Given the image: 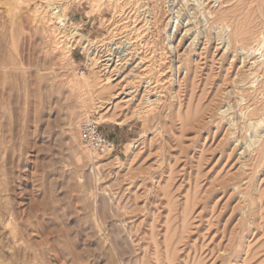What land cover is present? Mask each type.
Segmentation results:
<instances>
[{
    "label": "rangeland",
    "instance_id": "374dc122",
    "mask_svg": "<svg viewBox=\"0 0 264 264\" xmlns=\"http://www.w3.org/2000/svg\"><path fill=\"white\" fill-rule=\"evenodd\" d=\"M59 1L0 0V264H264V114L253 117L263 121L260 137L247 121L250 98L263 99L264 77L251 76L260 55H245L246 42L230 53L218 40L195 42L190 0H125L121 13L118 0ZM50 25L74 45L68 59L53 48ZM76 25L94 41L96 63L74 41ZM138 25L140 39L166 52L162 81L135 70ZM113 32L130 38L132 52L107 88L100 44ZM125 78L132 96L118 94ZM85 120L115 146L89 157Z\"/></svg>",
    "mask_w": 264,
    "mask_h": 264
},
{
    "label": "bare ground",
    "instance_id": "6f19581e",
    "mask_svg": "<svg viewBox=\"0 0 264 264\" xmlns=\"http://www.w3.org/2000/svg\"><path fill=\"white\" fill-rule=\"evenodd\" d=\"M52 0H49V2H51ZM55 0H53L54 2ZM59 1V0H57ZM94 2H96L99 6L102 5L101 3V0H93ZM137 1V0H136ZM168 1V0H167ZM189 1V0H188ZM216 2H218L219 0H215ZM238 1V4L236 3V7H231V8H225V10H213L211 8H208V6H205L203 5V3H199V2H196V0H193L189 3L191 7L190 10H193V13H192V16L190 17L191 19H193L194 21H196V24L197 26L200 25V27H198V30H196V35H195V38H194V41L196 42L195 39H198L197 42L200 41V37L204 38L205 39V47H208L207 48H211L213 43L215 41H219L218 45L217 46H222L221 49H225V52L226 53H230L231 49H233L234 47H236V43H241V42H246L245 44V47L244 45L243 46V51L245 52V55H256L254 53H257V55L259 54L260 57L257 59H255V61L253 62L252 66L255 64V68L253 69L252 71V74L251 76L252 77H260V76H263L264 77V0H237ZM48 2V3H49ZM125 0H118V6L116 7V11H123V6H124V3ZM174 2V1H173ZM210 2V0H209ZM221 3L224 4L223 1H220ZM55 3V2H54ZM178 3V2H177ZM182 4V2H180ZM179 3V4H180ZM220 3V4H221ZM225 3H228L225 2ZM38 4H39V1H38ZM178 4V5H179ZM184 4H186L184 2ZM66 5V4H65ZM68 5V4H67ZM155 5V4H153ZM207 5V4H206ZM227 5V4H226ZM157 6V5H156ZM175 6V5H174ZM181 6H184V5H181ZM224 6V5H223ZM222 6V7H223ZM35 10L34 11H39V8H40V5H37L35 6ZM155 7V6H154ZM172 7V6H171ZM179 7V6H178ZM229 7H230V4H229ZM134 8V7H133ZM149 8V7H147ZM158 8V7H157ZM182 8V7H180ZM184 8V7H183ZM219 8V7H218ZM52 9V8H51ZM54 9L56 10L55 11V14H57V18L59 20V24H61L62 26H65L67 24V21L69 20V17H68V14H67V6H64V5H61L60 1L58 4L55 5ZM126 9V8H125ZM155 9V8H154ZM152 9V10H154ZM53 10V9H52ZM100 10V9H99ZM149 10H151V8H149ZM178 10V9H177ZM187 10V9H186ZM127 11V10H126ZM170 11V10H169ZM180 11V10H179ZM151 12V11H150ZM155 12V11H154ZM153 12V13H154ZM158 12V11H157ZM181 12H182V9H181ZM191 12V11H190ZM121 13V12H120ZM156 13V12H155ZM154 13V14H155ZM159 13V12H158ZM157 13V15H158ZM152 14V13H151ZM153 14V15H154ZM176 14V13H175ZM178 14V12H177ZM123 15V14H122ZM126 15H130L129 13H127ZM126 15H124L123 17H125ZM156 15V14H155ZM136 15H133V19ZM121 17V15H120ZM122 17V18H123ZM127 17V16H126ZM137 17V16H136ZM135 17V18H136ZM177 17V16H175ZM263 17V19H262ZM51 18V17H50ZM129 18V17H128ZM156 18V17H155ZM49 19V18H48ZM126 19V18H124ZM190 19V20H191ZM51 20L52 19H49V22H47V25H49L48 23H51ZM54 20V19H53ZM140 20V19H139ZM157 19H155L156 21ZM172 20V19H171ZM192 20V21H193ZM129 21V20H128ZM135 21V20H134ZM133 21V23H134ZM137 21V20H136ZM177 21V20H176ZM126 22V21H124ZM141 22V21H140ZM145 23V21H142ZM141 22V23H142ZM189 22V21H188ZM138 23V21L136 22ZM135 23V24H136ZM124 24V23H123ZM126 24V23H125ZM189 24V23H188ZM193 24V22L191 23ZM52 25V24H51ZM50 25V26H51ZM120 25H122L120 23ZM141 25V24H140ZM190 25V24H189ZM194 25V24H193ZM194 25V26H195ZM117 26V25H115ZM135 26V25H134ZM139 26V25H138ZM118 27V26H117ZM116 27V29H117ZM125 28V25L123 26ZM122 27V28H123ZM145 28V25L143 26ZM177 28V27H176ZM134 29V28H133ZM135 33H132L134 34V37L133 39L135 40H138V44H136V47L132 50H134L133 52V58H135L137 60V65L135 66V70H137L140 74H148V73H152L153 71L155 72V75L157 77V82L159 81H162L164 78V76L167 77V73L165 74V72H167V66H165V61H166V52H158L156 50L158 49H155L154 46H153V42L150 40H146L144 38V40L140 39V35L143 36V30H142V26H139L138 28H135ZM193 29V28H192ZM126 30V28H125ZM145 30V29H144ZM52 31V32H51ZM51 31H48L51 32V37H50V40H52L51 38H53V48L54 49H59L61 50L60 52H62L63 54V60L65 59H68L69 56H71L72 54V49L74 48V45L73 46H69L66 42V39H65V35L60 32V29L57 28L56 26H51ZM111 31H114V28L113 30ZM116 31V30H115ZM119 31V29H118ZM120 31H123L122 29ZM166 31V30H165ZM190 31V30H188ZM214 31H216L215 35H214ZM195 32V31H194ZM120 33H123V32H120ZM126 33V31H125ZM145 33V32H144ZM193 33V32H192ZM46 34V33H45ZM117 33L116 32H113V35L110 36V39L107 40V41H104V43H101L100 44V50L102 49V55L100 56L101 59H99V66H100V72H104V79L103 81L101 82L103 86H108L107 88L111 87L109 86L111 84V82L114 79V76L115 75H120L119 72H121V69L122 67H120V65H123L126 60V57L132 52L130 50V44L132 43L130 41V38H126L124 41H123V35L121 34V37H122V41L119 40L116 36ZM72 35L75 36V42L78 43V44H81L83 43V48L86 49L89 53V59L91 61H93V63L95 62V59L96 57H94L95 55V49L97 50V47H95L94 49L92 47L93 44H94V41H91V39H87L85 37H83V35H81L80 33V26L76 25L74 27V29H72ZM126 35H128L126 33ZM145 35V34H144ZM166 35V34H165ZM48 36V35H46ZM49 37V36H48ZM76 37H80V38H76ZM108 37V36H107ZM115 37V38H114ZM131 37V36H130ZM140 37V38H139ZM194 37V36H193ZM85 38V39H84ZM139 38V39H138ZM132 39V41H134ZM142 40V42H141ZM169 40V39H168ZM83 41V42H82ZM99 41V40H98ZM135 42V41H134ZM85 43V44H84ZM136 43V42H135ZM134 44V43H133ZM170 44V42H169ZM135 45V44H134ZM236 45V46H234ZM115 46V47H114ZM132 46V44H131ZM170 46V45H169ZM240 46V47H242ZM247 46V47H246ZM171 47V46H170ZM133 48V47H131ZM238 48V47H237ZM55 50V51H57ZM131 52H130V51ZM216 51V50H215ZM59 52V51H58ZM157 52V53H156ZM171 52V51H170ZM206 52V51H205ZM217 52V51H216ZM233 52V51H232ZM242 52V51H241ZM211 53V52H210ZM214 53V52H213ZM169 54V53H168ZM232 54V53H231ZM239 54V53H238ZM207 55V54H206ZM224 55V54H223ZM244 55V54H243ZM132 56V55H131ZM208 56H211V55H208ZM248 56V57H249ZM247 57V56H246ZM247 57V58H248ZM251 57V56H250ZM256 57V56H255ZM207 58V57H206ZM245 58V57H244ZM254 58V57H253ZM226 59V58H225ZM218 61V60H217ZM225 61V60H224ZM226 62V61H225ZM234 62V61H233ZM245 62V61H244ZM247 62V61H246ZM245 62V63H246ZM96 63V62H95ZM214 63V62H213ZM235 64V63H234ZM65 65V63L63 64ZM168 65V64H167ZM227 65V64H226ZM172 66V65H171ZM66 67V66H65ZM170 68V66H168ZM212 67V65H211ZM232 67V66H231ZM172 68V67H171ZM170 68V70H171ZM202 68V67H201ZM220 68V67H219ZM222 68V67H221ZM166 70V71H165ZM220 70V69H219ZM250 70V69H249ZM228 71V70H227ZM133 72V71H132ZM137 73V72H136ZM135 73V77H138L139 75ZM146 74V75H147ZM238 74V72H237ZM150 74H148L147 76H149ZM244 75V74H243ZM247 75V74H246ZM141 76V75H140ZM212 76V74H211ZM217 76V75H216ZM219 76V75H218ZM217 76V77H218ZM226 76V74H225ZM241 76V75H239ZM250 76V77H251ZM146 77V76H144ZM262 77V79H263ZM141 78V77H140ZM147 78V77H146ZM163 78V79H162ZM209 78V77H208ZM226 78V77H225ZM237 78V77H236ZM245 78V77H244ZM243 78V79H244ZM249 79V77H247ZM246 78V79H247ZM261 78V77H260ZM259 78V79H260ZM148 79H151V78H148ZM167 79V78H166ZM165 79V80H166ZM215 79V78H214ZM229 79V77H228ZM227 79V80H228ZM238 79V78H237ZM240 79V78H239ZM243 79H241L243 81ZM152 80V79H151ZM168 80V79H167ZM166 80V81H167ZM208 80V79H207ZM206 80V81H207ZM219 80V79H218ZM226 80V81H227ZM251 80V78H250ZM254 80V79H253ZM258 79L256 78L255 81H250V85L251 83L254 84V82H256ZM264 80V79H263ZM145 81V80H143ZM237 81V80H236ZM241 81V82H242ZM245 81V80H244ZM248 81V80H247ZM104 82V83H103ZM126 82V83H124ZM146 85L144 86L145 88H148V90L146 91V93H148V91H152V87H150V85L153 83L151 82L150 80H146L144 82ZM226 83V82H225ZM243 83V82H242ZM246 83V81H245ZM262 84H260L257 88H256V92L259 91V95H262L263 96V99H261V96L260 99L259 98H250V100L254 101L253 104H252V101H248L250 102L251 104H249V108L251 109L250 112H248L249 114V118L247 119L246 116L245 118L247 119V121H249V126H252V128L254 127V129H252L253 131L255 130V137H260L262 134L260 131V133L258 132L259 129H258V126L260 125V122H263L262 119L260 122H253V117L254 116H258L260 115V113L264 114V81H261ZM70 84L76 89V91L78 90L80 92V97H82V89L84 88V85L82 83L81 80L79 79H76V80H70ZM87 84V82H86ZM91 84H93V82L91 81H88V86H90ZM98 84V83H97ZM155 84H156V81H155ZM153 86V89H157L155 86H157L158 84H156ZM161 84V82H160ZM239 84V83H238ZM244 84V83H243ZM247 84V83H246ZM120 89L121 91L118 93L119 95H126V96H132V93H134L135 91H137V88L134 90V86H129L128 82H127V78L124 79L123 83H120ZM206 85V84H205ZM245 85V84H244ZM243 85V86H244ZM255 85V84H254ZM254 85L252 87H254ZM93 86V85H92ZM211 86V85H210ZM220 86V85H219ZM248 86V85H247ZM241 87V86H240ZM248 87V88H249ZM247 88V87H246ZM249 88V89H250ZM243 89V88H242ZM255 89V88H254ZM253 89V91H254ZM240 90V89H239ZM247 90V89H246ZM252 91V89H250ZM232 91V90H231ZM248 91V90H247ZM228 92V91H227ZM243 92V91H241ZM255 92V94H256ZM226 93V92H225ZM232 93V92H231ZM245 93V92H244ZM250 94V92H248ZM248 93H247V96L244 95V96H240L242 97V100H245V96L248 98ZM230 94V93H229ZM240 94V93H239ZM246 94V93H245ZM225 95V94H224ZM241 95V94H240ZM258 95V93H257ZM231 96V94H230ZM234 96H235V93H234ZM251 96H254L253 93L251 92ZM115 98H118V95L115 94L114 95ZM134 97V96H133ZM236 97V96H235ZM246 98V100H247ZM145 100L147 102H152L150 101V99L147 97L145 98ZM241 101V100H240ZM232 102V101H231ZM246 103V102H245ZM231 104H234V103H231ZM82 108L85 107V102H83L82 104ZM252 105H255V107H251ZM229 106V105H228ZM235 106V105H234ZM245 106V105H244ZM243 107V106H242ZM244 108V107H243ZM242 108V109H243ZM249 109V110H250ZM232 110V109H231ZM227 111V110H226ZM247 111V110H246ZM245 111V112H246ZM225 112V111H224ZM226 113V112H225ZM244 113V112H243ZM237 117V116H236ZM261 117V116H260ZM226 118V117H225ZM244 118V119H245ZM264 118V117H263ZM235 119V117H234ZM237 120V119H235ZM258 120V119H257ZM245 121V122H247ZM231 122V121H230ZM240 122V121H238ZM232 124V123H231ZM244 125V124H243ZM234 126V124H233ZM257 126V128H256ZM264 127V126H263ZM247 128V127H246ZM250 128V127H248ZM263 129V128H262ZM247 131V130H246ZM248 132V131H247ZM251 137V136H250ZM238 140V139H237ZM256 140V139H255ZM249 142V141H248ZM255 142V141H254ZM259 142V140L257 141ZM81 145V144H80ZM250 145V143H249ZM108 146L112 147L113 144L110 143ZM82 148V147H81ZM244 148V147H243ZM83 149V148H82ZM108 149V148H107ZM84 150V149H83ZM110 150V149H109ZM85 153L90 157L94 154L97 153L96 149L94 148H91V147H87L85 148ZM84 153V154H85Z\"/></svg>",
    "mask_w": 264,
    "mask_h": 264
},
{
    "label": "built area",
    "instance_id": "2783aa9c",
    "mask_svg": "<svg viewBox=\"0 0 264 264\" xmlns=\"http://www.w3.org/2000/svg\"><path fill=\"white\" fill-rule=\"evenodd\" d=\"M75 49V48H74ZM80 134L84 142L90 144L97 150H105V147L110 143L108 135H106L100 128V126L93 120H85L81 123Z\"/></svg>",
    "mask_w": 264,
    "mask_h": 264
},
{
    "label": "crops",
    "instance_id": "0c3cea01",
    "mask_svg": "<svg viewBox=\"0 0 264 264\" xmlns=\"http://www.w3.org/2000/svg\"><path fill=\"white\" fill-rule=\"evenodd\" d=\"M114 143V142H113ZM114 146H115V143H114Z\"/></svg>",
    "mask_w": 264,
    "mask_h": 264
}]
</instances>
